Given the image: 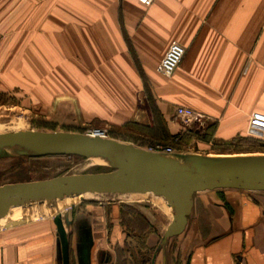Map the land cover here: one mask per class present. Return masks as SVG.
Instances as JSON below:
<instances>
[{
    "label": "crops",
    "instance_id": "obj_1",
    "mask_svg": "<svg viewBox=\"0 0 264 264\" xmlns=\"http://www.w3.org/2000/svg\"><path fill=\"white\" fill-rule=\"evenodd\" d=\"M60 5L66 14V106L78 124L100 120L140 136L124 127L152 125L146 97L143 104L140 99L147 93L175 137L172 146L183 141L206 148L245 137L251 116L264 117V0H154L150 6L138 0H62ZM58 13L56 0H0L1 94L20 88L32 103L54 106V84L40 89L31 63L42 57L53 63ZM12 40L14 50H6ZM172 41L183 45L185 54L166 80L156 68ZM177 106L201 114L203 123L184 131L175 118ZM91 205L69 209V230L62 218L72 264H151L154 235L141 247L124 234L117 209L107 229L105 207ZM174 242L168 264H264V192H198L186 230ZM0 264H62L52 219L1 230ZM154 264H162L161 253Z\"/></svg>",
    "mask_w": 264,
    "mask_h": 264
},
{
    "label": "water",
    "instance_id": "obj_2",
    "mask_svg": "<svg viewBox=\"0 0 264 264\" xmlns=\"http://www.w3.org/2000/svg\"><path fill=\"white\" fill-rule=\"evenodd\" d=\"M71 156L100 161L107 172L63 175L55 178L0 186V221L10 209L44 206L57 214L52 221L60 239L62 264H69V239L57 202L65 198L151 193L162 198L172 219L155 249L168 264V243L184 233L201 191L229 189L264 192V154L211 156L184 152H155L108 138L100 130L91 134L12 131L0 134V160ZM12 223L16 227L26 223Z\"/></svg>",
    "mask_w": 264,
    "mask_h": 264
},
{
    "label": "rangeland",
    "instance_id": "obj_3",
    "mask_svg": "<svg viewBox=\"0 0 264 264\" xmlns=\"http://www.w3.org/2000/svg\"><path fill=\"white\" fill-rule=\"evenodd\" d=\"M62 0H56V41L54 43V61L51 63L42 61L44 58H39L35 63L37 67V79L39 81L38 87L45 89L47 86L54 84V106H46V104L38 102L32 103L29 98V94L20 88H16L14 91L7 94L0 93V134L12 131H29L40 130L47 132H75L81 134H89L95 130H101L105 132V135L110 138L111 136L119 138L120 140L129 141L132 135H128L124 130L112 126L109 122L100 120H94L92 122L87 121L82 124H78L73 110L68 109L66 106V14H62L60 5ZM62 29V30H61ZM11 42V41H10ZM7 45L6 50H14L15 44ZM5 49V46L2 47ZM1 49V50H2ZM50 59V55L49 58ZM9 64V63H8ZM48 64V66H47ZM3 67H1L2 69ZM19 68L16 67V71ZM4 70V69H3ZM147 94V93H146ZM141 95V103H144V97L147 95ZM195 129V128H194ZM251 142L241 143L239 142L241 137H237L235 140L227 143H218L208 145L206 148L196 147L192 145L188 147V143H178L175 148L172 144L168 147L179 150L180 152H200L201 155L210 154L219 156H235L245 154H264V140L259 138H253L246 135ZM125 141V142H126ZM144 148V147H141ZM76 166V167H75ZM105 167L91 164L89 161L77 157L71 156H50L42 158H12L0 160V186L13 183H25L35 182L42 180H49L63 175H78L86 173H103L107 172ZM109 196V197H108ZM79 200H68L61 207L59 212L60 216L66 220V229L69 230V209L73 206L82 207L92 204V207H98L100 204L105 207L106 227L110 229V214L112 209L115 208L119 211L120 226L128 235L135 237L138 240L136 244L145 247L147 246L148 235H154L152 238L153 246L157 248L160 238L165 231L171 218H166L160 208L156 207V202L160 203V200L153 194L149 193L146 196H124V195H103L92 197H80ZM137 198V199H136ZM126 199V200H125ZM135 199V200H133ZM161 204V203H160ZM159 206V205H158ZM32 208V209H31ZM30 210L29 215L22 217L21 220L32 221L37 219H53L57 214L48 212V209L34 208L32 206L16 207L10 209L13 210ZM39 211V212H37ZM48 213H45V212ZM38 214H37V213ZM142 212L147 214L149 220H147ZM35 216L34 218L32 216ZM140 216L142 220L136 216ZM29 218H33L29 220ZM20 220V221H21ZM170 220V221H169ZM19 221V222H20ZM142 221V222H141ZM150 223V224H149ZM149 227L147 229L146 227ZM11 227V224L10 226ZM8 227V228H9ZM148 230V231H145ZM70 241V238H69ZM174 239L168 244L169 250L174 246ZM152 246V247H153ZM153 247V248H154ZM152 250V249H150ZM168 251V248H167Z\"/></svg>",
    "mask_w": 264,
    "mask_h": 264
},
{
    "label": "built area",
    "instance_id": "obj_4",
    "mask_svg": "<svg viewBox=\"0 0 264 264\" xmlns=\"http://www.w3.org/2000/svg\"><path fill=\"white\" fill-rule=\"evenodd\" d=\"M140 3L150 6L154 0H138ZM185 54V48L177 41H172L167 50L165 51L162 59L160 60L156 73L162 76L166 80H171L174 76L176 69L181 63ZM175 118L183 126L184 131H188L198 127L203 123L204 117L193 111L190 108L184 106H177L175 108ZM101 131V130H100ZM105 135V132L102 131ZM91 134V133H89ZM247 135L253 138H259L264 140V117L253 114L250 118ZM106 136V135H105ZM149 151L172 153L174 150L170 147L155 146L149 148Z\"/></svg>",
    "mask_w": 264,
    "mask_h": 264
},
{
    "label": "trees",
    "instance_id": "obj_5",
    "mask_svg": "<svg viewBox=\"0 0 264 264\" xmlns=\"http://www.w3.org/2000/svg\"><path fill=\"white\" fill-rule=\"evenodd\" d=\"M146 106L150 109V112H151L152 117H153L152 125L150 127H147V126L141 127V126L132 125V124L125 125V127H124L125 129L130 128L131 130L136 131L140 135V136H133L132 135V138L129 142H132L135 145H138L139 147H144L147 149L154 148L155 146L168 147V145L174 141L175 137L169 136L167 129H166L165 122H164L160 112L155 107L152 98L148 95L146 96ZM177 137H178V135L176 136V138ZM207 137L208 136L205 135L203 140H205V139L207 140ZM110 138L115 139V140H120L119 138H116L113 136H111ZM250 139H248L247 137H241L239 142H241V143L251 142ZM120 141L125 142L126 140H120ZM126 142H128V141H126ZM136 217L139 218L140 220H142V218L140 216L137 215ZM146 228L149 229L148 226ZM145 231H148V230H145ZM68 239H69V237H68ZM71 257H72V254H71L70 241H69V264H72ZM119 262H120V264L124 263L123 261H119Z\"/></svg>",
    "mask_w": 264,
    "mask_h": 264
},
{
    "label": "bare ground",
    "instance_id": "obj_6",
    "mask_svg": "<svg viewBox=\"0 0 264 264\" xmlns=\"http://www.w3.org/2000/svg\"><path fill=\"white\" fill-rule=\"evenodd\" d=\"M83 160V159H82ZM91 164H94V165H99V166H103V163L102 162H100V161H89ZM76 167V166H75ZM149 194V193H148ZM145 196L147 195V194H144ZM144 195H141V194H134V195H131V197L132 196H134V197H136V196H144ZM92 197L93 195H90V194H87V195H85V196H79V197H73V198H65L64 200H62V201H59V202H57V213H59L60 211H61V207H62V205L61 204H63V206H64V204H65V202H67L68 200H79V199H81L80 197ZM103 196V195H102ZM125 196H129L130 197V195H125ZM109 197V196H108ZM159 200H160V203H157L156 202V207H158V208H160V210H161V212H162V214L167 218H171L172 217V213H171V210L166 206V204L164 203V201H163V199L162 198H159V197H157ZM137 199V198H136ZM126 200V199H125ZM133 200H135V199H133ZM159 205V206H158ZM32 207H34V208H44V209H48L49 211L48 212H51L52 214H56L55 212H54V210H52V209H49V208H46V207H44V206H32ZM32 209V208H31ZM28 211H30V210H23L22 211V209L21 210H19V211H12V212H9L8 213V215L5 217V218H3L1 221H0V231L1 230H4V229H6V228H8L9 226H10V224H12V223H18L21 219H22V217H24V216H26V215H29V212ZM37 212H39V211H37ZM36 212V213H37ZM45 212V211H44ZM48 212H45V213H48ZM38 214V213H37ZM33 218L35 217L34 215L32 216ZM30 219V218H29ZM22 221V220H21ZM170 221V220H169ZM10 228V227H9Z\"/></svg>",
    "mask_w": 264,
    "mask_h": 264
}]
</instances>
